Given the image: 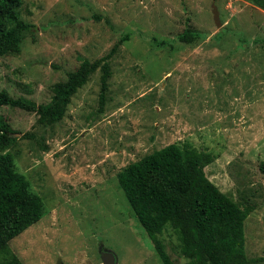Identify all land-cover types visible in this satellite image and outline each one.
I'll use <instances>...</instances> for the list:
<instances>
[{
    "label": "rangeland",
    "instance_id": "obj_1",
    "mask_svg": "<svg viewBox=\"0 0 264 264\" xmlns=\"http://www.w3.org/2000/svg\"><path fill=\"white\" fill-rule=\"evenodd\" d=\"M19 12L35 27L19 53L0 57V89L14 97L47 103L52 84L79 58L95 61L117 48L102 106L97 68L55 123L0 107L15 131L7 150L45 204L9 252L23 264H55L59 256L62 264H102L103 245L118 264H162L116 174L178 143L211 158L208 179L252 206L245 253L264 264V0H22ZM185 28L200 37L183 43ZM161 238L183 264L170 228Z\"/></svg>",
    "mask_w": 264,
    "mask_h": 264
},
{
    "label": "trees",
    "instance_id": "obj_2",
    "mask_svg": "<svg viewBox=\"0 0 264 264\" xmlns=\"http://www.w3.org/2000/svg\"><path fill=\"white\" fill-rule=\"evenodd\" d=\"M21 3L22 0H0V57L19 53L26 33L35 27L21 17ZM127 37L125 34L120 41ZM199 37L200 32L191 28L178 35L183 43H193ZM116 48L114 44L95 61L79 58L78 66L66 73L65 80L52 84L47 103L36 104L0 89V107H18L36 113L42 122L55 123L65 115L72 95L97 68L101 70L99 104L102 106L111 74L108 60ZM14 133L0 114V264H23L17 255L9 252V242L45 213L43 198L16 169L14 156L7 150L15 139ZM210 159L189 145L170 143L128 163L116 174L162 264H176L161 238L169 228L186 259L183 264H252L260 260L248 258L244 247V223L252 206H242L208 179L203 167ZM260 169L264 172L263 163Z\"/></svg>",
    "mask_w": 264,
    "mask_h": 264
},
{
    "label": "water",
    "instance_id": "obj_3",
    "mask_svg": "<svg viewBox=\"0 0 264 264\" xmlns=\"http://www.w3.org/2000/svg\"><path fill=\"white\" fill-rule=\"evenodd\" d=\"M213 21L217 27L221 26V21L219 18V12L215 5L212 9ZM98 251L101 257L102 264H118L116 255L109 249L105 248L103 245H99ZM55 264H62L61 257H57Z\"/></svg>",
    "mask_w": 264,
    "mask_h": 264
}]
</instances>
